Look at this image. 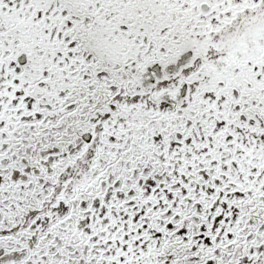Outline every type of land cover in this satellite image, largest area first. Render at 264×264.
<instances>
[{
    "label": "snow or ice",
    "instance_id": "snow-or-ice-1",
    "mask_svg": "<svg viewBox=\"0 0 264 264\" xmlns=\"http://www.w3.org/2000/svg\"><path fill=\"white\" fill-rule=\"evenodd\" d=\"M0 264H264V0H0Z\"/></svg>",
    "mask_w": 264,
    "mask_h": 264
}]
</instances>
